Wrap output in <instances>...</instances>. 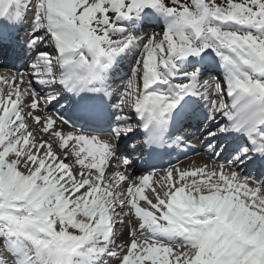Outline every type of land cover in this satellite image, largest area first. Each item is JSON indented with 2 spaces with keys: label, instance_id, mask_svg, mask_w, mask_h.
<instances>
[{
  "label": "snow or ice",
  "instance_id": "snow-or-ice-1",
  "mask_svg": "<svg viewBox=\"0 0 264 264\" xmlns=\"http://www.w3.org/2000/svg\"><path fill=\"white\" fill-rule=\"evenodd\" d=\"M0 58V264H264V0H0ZM134 117L133 151L196 120L218 163L133 175Z\"/></svg>",
  "mask_w": 264,
  "mask_h": 264
},
{
  "label": "bare ground",
  "instance_id": "bare-ground-1",
  "mask_svg": "<svg viewBox=\"0 0 264 264\" xmlns=\"http://www.w3.org/2000/svg\"><path fill=\"white\" fill-rule=\"evenodd\" d=\"M29 123H30V121H29ZM31 124V123H30ZM33 127H38V126H35V125H33ZM204 162H207V160H204ZM154 186H157V185H154ZM159 190V189H158ZM150 192V191H149ZM151 193V192H150ZM141 204H142V206H146L145 204H144V202H141ZM120 228H122V227H120ZM130 239H131V237H130V235L128 234V232H124L123 233V238H122V240H128V241H130Z\"/></svg>",
  "mask_w": 264,
  "mask_h": 264
}]
</instances>
